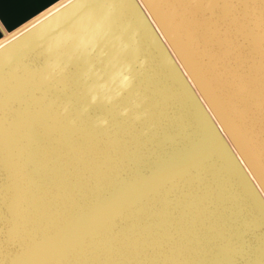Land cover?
Masks as SVG:
<instances>
[{"label":"water","instance_id":"1","mask_svg":"<svg viewBox=\"0 0 264 264\" xmlns=\"http://www.w3.org/2000/svg\"><path fill=\"white\" fill-rule=\"evenodd\" d=\"M35 19L0 41V264H264V0Z\"/></svg>","mask_w":264,"mask_h":264},{"label":"crops","instance_id":"2","mask_svg":"<svg viewBox=\"0 0 264 264\" xmlns=\"http://www.w3.org/2000/svg\"><path fill=\"white\" fill-rule=\"evenodd\" d=\"M38 0H0V41L27 25L39 15L48 11L62 0H53L50 4L37 6ZM47 1V0H42Z\"/></svg>","mask_w":264,"mask_h":264},{"label":"bare ground","instance_id":"3","mask_svg":"<svg viewBox=\"0 0 264 264\" xmlns=\"http://www.w3.org/2000/svg\"><path fill=\"white\" fill-rule=\"evenodd\" d=\"M62 1H63V0H62ZM63 2H65V0H64ZM63 2L58 3L57 5L53 6V8H50V9L48 10V12H45L44 14L39 15V17L36 18L34 21H38V20L42 19L46 14L50 13V12L53 11L55 8H57V7H59L60 5H62ZM8 35H9V34H8ZM9 38H10V37H8V38H6V39H9ZM2 43H4V41H3Z\"/></svg>","mask_w":264,"mask_h":264},{"label":"rangeland","instance_id":"4","mask_svg":"<svg viewBox=\"0 0 264 264\" xmlns=\"http://www.w3.org/2000/svg\"><path fill=\"white\" fill-rule=\"evenodd\" d=\"M53 0H47V1H42V0H38L37 2H36V4H37V6L40 8V6H44L45 4H48V2H49V4L52 2ZM8 39H5V40H3L4 42L5 41H7ZM2 41V42H3ZM1 42V43H2Z\"/></svg>","mask_w":264,"mask_h":264}]
</instances>
